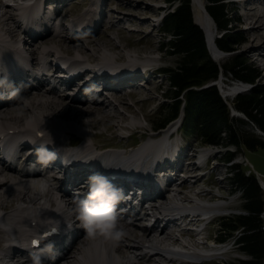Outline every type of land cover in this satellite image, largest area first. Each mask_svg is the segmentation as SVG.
<instances>
[{"label":"bare ground","instance_id":"obj_1","mask_svg":"<svg viewBox=\"0 0 264 264\" xmlns=\"http://www.w3.org/2000/svg\"><path fill=\"white\" fill-rule=\"evenodd\" d=\"M251 1L248 0L247 9L249 10L254 9ZM44 2L42 1L39 4L35 1L33 5L26 7L22 15L14 11V16L13 11L9 7V2L0 0V26L3 25V28L0 30V138L9 144L17 137L22 138L20 144H25L24 141L27 137H33L35 143L47 146L54 145L51 143L54 141L57 150L63 153V155L68 156L71 160H74V163L85 164L102 162L103 160L102 164L108 165V168L112 171L116 169L119 173L127 174L126 172H128L130 175L128 168H132L135 172H146L148 170L146 168L148 163L156 160L163 153L162 148L172 145L168 140L169 128L159 138L151 137L143 145L133 149L129 153L120 150L114 151L113 149V153L103 154L101 152L97 154V152L93 151L94 148H92L91 140H85L84 143L82 141L80 147L73 146V141L77 140V133L89 136L88 132H90V128L95 127L99 123V120H104L105 117L112 119L113 116L118 117V121L108 125L110 129L114 128L113 125H120L125 119H135V116H131L126 111H123L121 106H129V96L136 98L142 93V88L137 86L136 79L143 75V72L138 71L137 65L141 63L139 61L145 63L151 62L153 57L147 56L142 58V60H137L131 55L129 60L126 61L127 64H123V62H119V57L114 58L113 52H110L109 48L105 45L106 42H102V40L96 42L92 40L94 43L91 40L88 42L82 41V44H75L77 40L72 39L70 40L72 43L68 44L66 49L61 43L56 45L55 43L49 44L48 41L41 43V39L48 38L51 35L63 37L65 40L69 39V36L64 34L62 30H67V26L63 27L62 23L58 22V20L62 21L64 18H67V12L62 7L64 1H61L63 4L60 3L62 6L57 5V7L55 5L50 6L49 2V5L43 6ZM97 3L94 1V4L91 6L92 8L85 10V14L83 15L85 18L87 17L86 14H90L88 18L91 21L95 19L99 8ZM192 4L196 22L207 34L211 54L220 62L226 54H223L219 50V47H217L215 39L216 20L210 14L205 0H192ZM95 5L97 7H94ZM27 12L28 15L26 14ZM16 14L20 15L21 18L16 17ZM56 14L57 18L55 17ZM261 16H264V14L260 15L255 23L252 24V29L263 26L264 17L262 18ZM22 17L23 19L25 18V21H22ZM54 17L60 23L59 26L55 23V20L51 23ZM85 18L82 20L84 23ZM73 21L77 22L76 19ZM50 24L51 26H49ZM81 26L82 23L76 26V32L81 31L83 33L82 37H92L88 33L99 29L89 31V28L85 29V26ZM81 39L78 38V40ZM115 46L123 47L119 41L115 42ZM263 47L264 42L254 48V50L258 51V56L261 59L264 54L258 49H262ZM25 51L33 57L32 63L24 62L21 57ZM70 51L74 52L71 53ZM96 52L99 53V58L93 64L90 58ZM58 58L61 60L67 59L72 64L92 63L93 65L105 67L115 66L114 69L118 70L119 74L117 76L119 78L111 80L106 69L103 68L104 72L99 74L97 73V69L94 70L95 73L91 79L94 81V78L98 77L103 81L102 85L104 86L97 85L101 90L95 91L94 88V91L89 93L90 88L87 87L89 82L82 84V94L76 93V91L69 93L66 90L69 83L66 82L57 86L54 85L55 87H47L45 84L46 78L43 76V73L46 72L43 64L44 62H50V59L56 60ZM120 67H124V69H120ZM21 71L27 72V76L17 81L19 80L17 73ZM55 72H58V70ZM59 74L63 76V74ZM115 80L117 81L115 82ZM34 82H37V85L33 86ZM223 83L224 80L222 79L221 85L225 93L233 96L232 89L235 90L238 86L227 87ZM141 84L147 87L145 82H141ZM241 85L244 86L246 83L242 81ZM249 86H252V84H247L244 87V92H246ZM63 87L66 88L64 89ZM107 87L110 92L103 91ZM126 90H129V92ZM238 91L239 88L235 91V97ZM36 92V95L33 94ZM227 95H225V98L231 107V101L227 99L229 97ZM96 114H98L96 117H100L99 120L94 119ZM241 114L243 115L244 113L241 112ZM20 120H24V122L19 124ZM136 120L139 121L138 119ZM179 121H174L172 125L178 124ZM72 133L75 136H71ZM67 136L72 147L67 144L68 141L65 139ZM212 146L222 147L225 151L229 148L217 145ZM42 148L45 147L43 146ZM230 148L234 147L230 146ZM203 152L207 154L210 150L205 149ZM43 154L47 155V152ZM39 155L36 152L32 157L29 156L26 162L31 163L32 159L34 161ZM47 162L50 164L51 161ZM43 163L44 160H41L42 168H47L48 165ZM18 165H20L19 160L16 163L4 164L0 159V205L7 204V201L11 199H15L16 201L13 207L8 208L9 205H7L0 210V232L5 233L6 241L4 248L0 252V264H34V257L36 255L40 256L42 264H138L141 259H150L153 261V264H168L169 261H180L181 263H188L191 260L204 261L209 256V254L196 249L198 246L192 244L186 238L185 233L179 236L171 231L172 227L179 224L175 219H170L169 215L180 213V215L185 216L187 214L192 215L191 219H196L199 217L197 216L198 214L219 213L220 209L218 211L211 210L217 204L220 206L223 203H212L202 198L191 197V195L182 191L170 192L157 199L155 198L157 191L153 190L148 201L150 205H142L139 211L134 207H131L128 211H118L126 231L117 240L105 238L102 235L89 237L86 234V230L81 227L76 233L73 242L68 245L66 240L59 241L57 239L55 245L58 246L52 247V249L31 247L30 245L29 247H25L30 244V241H32L30 237L35 232H42L52 221H56L61 213L72 214L73 200L78 195L69 197V195L65 194V191L60 195L59 190L48 183L50 181L49 175L42 176V173L39 174V172L29 174L26 169L21 170ZM125 167L126 169H123ZM78 168L77 172L79 173L82 166L80 165ZM113 174L109 173V178L114 183H117L119 180ZM197 180L199 178L196 174H192L191 178L189 177L188 179L189 183H194ZM86 181L87 179H84L76 188L87 194L88 185ZM73 190H75L74 192H78L76 189ZM202 192L208 194L210 190L203 189ZM180 200L187 203L181 205ZM122 209L126 210L125 208ZM149 209L153 211L150 219L152 216L158 215L159 223L151 227H146L145 225L139 227L138 224L141 222L144 224L148 223L146 215H148ZM133 214L134 217L131 216ZM164 218L168 219L165 223H163ZM33 220H35V223L32 222ZM161 223L163 224L161 225ZM159 224L160 227H158ZM77 237L83 238L78 245H75L74 242ZM171 241L176 244L174 247L170 245ZM49 251L52 252L46 256L44 252Z\"/></svg>","mask_w":264,"mask_h":264},{"label":"rangeland","instance_id":"obj_2","mask_svg":"<svg viewBox=\"0 0 264 264\" xmlns=\"http://www.w3.org/2000/svg\"><path fill=\"white\" fill-rule=\"evenodd\" d=\"M36 1L39 4L42 1L44 2V0H36ZM47 1L48 0L44 2L43 6L49 5L48 4L49 1L48 2ZM61 1H64L63 6H62L63 2L62 4L59 3L54 5L55 7H57V5L62 6L63 10L67 12L66 19L64 18V20L62 21L58 20V22L62 23L63 27H66L67 25H69V23L71 24L70 21H73L75 19L77 20L76 23L78 24L82 23L83 22L82 20H84L85 18V16H83L85 14L84 13L85 10L91 9L92 8L91 6L92 4H94V1L96 3L98 1L97 4L99 8L96 16L97 18L95 17L94 20L95 23L97 24L96 30L98 28L99 29L97 31H95L94 29L95 32L88 33V35H92V37H87V36L82 37V35H79L77 33H74L77 35H73V33L69 29L67 30L62 29L64 31V34L69 36L68 40L63 39V37H56L55 35H51L48 38L41 39L40 40L41 43L47 41L49 44L55 43V45L61 43L63 47L66 49L68 47V44L72 43L70 42V40L72 39L77 40L75 44H82V41L88 42L91 40L92 42L93 40L96 42L102 40V42H106L105 45L107 46V48H109L110 52H113L115 59L116 57H119L120 59L122 58L121 60L123 64H127L126 61L129 60L131 55H133L134 58L137 60H142V58H145L147 56L153 57V60L151 62L145 63L143 61H139L141 63L137 65V68H139L138 71L141 73L143 72L142 73L143 75H141L136 79L137 86L142 88V93H140L136 98L129 96V101H130L129 106H125V105L121 106L123 111H126L131 116H135V119L134 118L125 119V121L121 122L120 125L117 126L113 125L114 128L110 129L108 128V125L114 124V122L118 121V117L113 116V119L105 117L104 120H99L100 117H96L98 116V114H96L94 119L99 120V123H97L95 127L90 128V132H88L89 136H84L81 133H79L82 136V138H80L81 142L83 141L84 143L85 140H91L93 146L92 148H94L93 151H95L96 149H98V147H100L103 150L105 149L103 154L113 153L112 152L113 149L114 151L115 150L123 151L121 150L120 147H126L128 150L127 153H129L133 149H136L139 146L143 145L149 138L151 137L159 138L160 136H162L163 132L166 129L171 128V126L169 125L172 124V122L167 126L168 128L166 127L165 129L162 128L159 130L155 129V120L159 119L163 115L164 110H166L167 107L170 105L169 103L170 99H167L166 94L164 93L166 89L169 87V82L165 78V75L159 72L158 68L162 65L173 64L176 58L175 56L169 54L167 51L161 49V45H162L161 43L166 39H165V35H163L161 31V26L163 22H158L157 19L159 17L158 14L161 13L166 6H169V3H166V0H97V1L68 0L67 2L66 0H61ZM207 2L208 0H205L206 4ZM251 3L254 6L253 10L247 9L248 0H232L229 2V8L231 10V13L234 14V17L230 22V31H233V33L241 31L245 35V41L240 44H236L237 50L235 51V53H240L242 56L247 57L251 63L255 64L261 69V76H259L257 82L264 83V55L263 58L261 59V57L258 56V51L254 50V48L257 47V45L259 46V44H262L264 42V37H263L264 24L261 28H256V29L251 28L252 24L255 23L257 18L260 15L264 14L263 11L264 0H252ZM52 5L53 4L50 3V6ZM9 7L14 14V11L16 12V10L10 4V2H9ZM94 7H97V5H95ZM89 15L86 14L87 17L85 19H89L88 18ZM16 17L21 18V16L18 14H16ZM55 17L57 18V14ZM55 17L52 19L51 23L56 19ZM261 17L263 18L264 16ZM194 18H195V14H194ZM55 21H56L55 23L59 26L60 23H58L57 20ZM49 26H51V24ZM84 26L87 27L86 25ZM81 27H83V25ZM2 28L3 25L0 26V30ZM218 29L216 30L215 33L218 36H221L222 31ZM78 38H82V39L78 40ZM117 41H119V43H121L123 47L120 48L115 46V42ZM258 50L264 54V47ZM70 52L73 53L74 51H70ZM98 54L99 53L96 52L95 55H93L92 58H90V60L92 62H97L99 58ZM225 54L226 55L220 60V63L231 61L234 52L231 53L226 52ZM143 63L150 66V69L145 71V67ZM141 65H142V70H141ZM120 69H124V67H120ZM223 76H224L223 77L224 83L227 86L229 85L233 86L232 81L235 78L232 76V73H228V74L223 73ZM141 82H145L147 84V87L145 85H142ZM75 84L76 83H71V85H69L66 89L68 91H72L73 89L70 88V86ZM235 85L242 86L241 84L240 85L235 84ZM126 91L129 92V90ZM63 92L66 93L65 90H63ZM33 94L36 95L37 92ZM166 102H168V104ZM181 114L182 113H180V115ZM136 119H138L139 121H137ZM96 120H94V122H96ZM20 121L19 124L24 122V120H20ZM124 125L129 126L127 127L128 129H125ZM133 126L136 127L133 128ZM129 132H131L132 135L130 137L125 136ZM257 132H260V130H257ZM192 134H193L192 132L189 133V131L186 130L183 131L182 129L178 131L176 134H174V136L172 137V141L174 143H180V144L182 143L184 146L193 144V146L199 147L201 150H205V149L213 150L211 151V154L209 153L210 155H212V157L215 158L212 161L210 168L214 167V170L217 169L219 175H222L223 173L226 172H230L227 165H225L224 163L225 161L224 148L215 147L212 145H205L202 143L201 140H199L195 136V134H193V136ZM71 136H75V134L72 133ZM147 137L149 138L147 139ZM65 139L66 141H68L69 140L68 136ZM78 140L79 138L77 137V140L73 141L74 142L73 146H75ZM51 143L55 145L54 141H52ZM67 144L71 146L69 141L67 142ZM80 144L75 147H80ZM135 144L136 145L138 144L137 146H135L136 148H134L133 146ZM243 148H244L243 153L238 154V152H236L237 157L235 160L239 162L245 161V162H241L242 164L241 166L242 169L246 171V173H249L255 168L257 171H259L261 174L264 175V146H259L255 149H250L246 146H244ZM246 156L248 157V159L250 160V162L253 164L254 167H252L250 162L247 161ZM123 169H126V167ZM128 170L130 172L134 171L132 168H128ZM203 189L210 190V193L204 194V192H202ZM183 193L191 195V197L208 200L212 203H223V204H221L220 206L218 204L217 205L215 204L216 205L214 206L215 208L211 210V211H218L220 209L221 211L219 213L214 212V214L218 216L215 218V220L212 223H210L205 233H203L202 235L201 234L189 235V233H186V238L189 239L192 242V244L198 246L196 247V249L202 251L205 254H209L208 258L204 259V261H201L199 263H187V262L181 263L180 261H176V262L167 261L168 264H217L220 262H228V261H233L234 259L246 257V254L241 252L239 249H237L236 245L232 243V241H228L223 244L217 242L218 240L217 234L221 231L219 224L220 218L230 213L238 214L240 213V210L242 211L243 209L241 205V198L238 197L239 192H237L236 189L233 190L232 185L230 186L229 178L224 177L221 180H215L214 182H212V184H209L205 179V177L200 178L197 181H194V183H189L188 181L187 186L185 187V191H183ZM7 202L8 203L5 205L3 204L0 205V210L2 208H5L7 205H9L8 208H11L13 207V205L16 204L15 199H11L10 201ZM158 227H160V224L158 225ZM82 238L83 237L80 238L77 237V239L74 242L75 245H78ZM215 241L216 244H214ZM5 243H6L5 233L0 232V252L4 248ZM151 261L152 260L150 259H141L138 264H150V263L153 264V261L152 262Z\"/></svg>","mask_w":264,"mask_h":264},{"label":"trees","instance_id":"obj_3","mask_svg":"<svg viewBox=\"0 0 264 264\" xmlns=\"http://www.w3.org/2000/svg\"><path fill=\"white\" fill-rule=\"evenodd\" d=\"M232 0H208L206 6L222 31L216 36L217 45L234 52L229 62L216 61L209 50L204 29L196 23L192 0H166V14L161 26L165 41L161 49L175 56V62L162 65L169 87L164 92L170 105L155 120V129L166 127L182 111V128L201 137L204 143L240 150L244 146L255 149L264 146V83L257 82L261 69L237 50L236 44L245 41L241 32L230 31L234 17L229 8ZM232 73L235 79L253 86L234 100L235 107L245 116L232 115L217 85L205 86L216 80L221 72ZM168 104V102H166ZM260 132H257V130ZM235 151L227 149L225 161H232ZM242 164H229L230 183L241 192L244 212L220 218V242L234 240L244 258L217 264H264V190L254 174H247ZM237 231H239L237 233Z\"/></svg>","mask_w":264,"mask_h":264},{"label":"clouds","instance_id":"obj_4","mask_svg":"<svg viewBox=\"0 0 264 264\" xmlns=\"http://www.w3.org/2000/svg\"><path fill=\"white\" fill-rule=\"evenodd\" d=\"M39 158L49 161L56 158L55 151L37 148ZM47 152V155L43 153ZM66 163H70L67 161ZM108 167V165H104ZM88 192L73 200L71 211L89 237L104 236L112 240L119 239L126 231L117 211V205L124 198V190L102 172H94L86 181ZM52 249L51 243L44 246ZM34 264H42L39 255L34 257Z\"/></svg>","mask_w":264,"mask_h":264},{"label":"built area","instance_id":"obj_5","mask_svg":"<svg viewBox=\"0 0 264 264\" xmlns=\"http://www.w3.org/2000/svg\"><path fill=\"white\" fill-rule=\"evenodd\" d=\"M236 80V81H235ZM242 83V81L241 80H238V79H234L233 81H232V85L233 86H237V85H235V84H241ZM230 87V86H229ZM241 86H238V88H240ZM233 96H231L230 95V98H231V100L232 99H234L235 98V92L232 94ZM231 108H232V115H234V113L236 112L235 110H234V108H233V105H232V102H231ZM242 116H245L244 114L242 115Z\"/></svg>","mask_w":264,"mask_h":264},{"label":"water","instance_id":"obj_6","mask_svg":"<svg viewBox=\"0 0 264 264\" xmlns=\"http://www.w3.org/2000/svg\"><path fill=\"white\" fill-rule=\"evenodd\" d=\"M216 29H217V27H216ZM209 47H210V46H209ZM217 47H218V46H217ZM219 50H220L223 54L226 53L225 51L221 50L220 48H219Z\"/></svg>","mask_w":264,"mask_h":264}]
</instances>
